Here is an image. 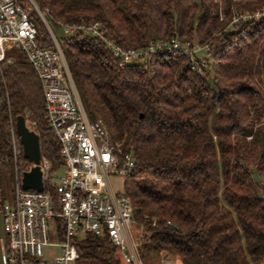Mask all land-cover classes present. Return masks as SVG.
Wrapping results in <instances>:
<instances>
[{
	"label": "trees",
	"instance_id": "obj_1",
	"mask_svg": "<svg viewBox=\"0 0 264 264\" xmlns=\"http://www.w3.org/2000/svg\"><path fill=\"white\" fill-rule=\"evenodd\" d=\"M32 1L49 27L99 23L104 39L124 50L173 37L209 47L197 75L186 56L159 53L119 67L103 39L57 38L86 116L136 164L124 194L142 231L141 259L167 253L180 264H262L264 21L232 20L264 9V0ZM29 17L39 45L52 47L38 15ZM9 59L0 68V171L13 169L10 124L28 114L56 175L63 160L41 85L25 58L3 70ZM75 246L76 264H121L107 236L87 233Z\"/></svg>",
	"mask_w": 264,
	"mask_h": 264
},
{
	"label": "built area",
	"instance_id": "obj_2",
	"mask_svg": "<svg viewBox=\"0 0 264 264\" xmlns=\"http://www.w3.org/2000/svg\"><path fill=\"white\" fill-rule=\"evenodd\" d=\"M26 2L29 7L15 0H0V68L7 46L14 44L41 85L44 119L59 144L63 164L60 174L52 175L49 162L41 156L39 167L44 190L25 191L21 186L22 173L29 171L31 165L20 168L22 148L15 127L10 124L15 183L12 203L4 204L0 200L6 242L3 264L75 263L78 259L76 242L87 233L107 236L121 264H143L139 245L131 234L135 224L132 203L125 194H116L109 181L112 175L123 180L130 178L136 164L130 154H122L118 146L112 144L100 122L88 120L56 35L33 1ZM31 10L45 25L52 47L39 45L36 28L29 17ZM261 21H264V9L235 14L232 24ZM56 26L63 37L83 32L105 40L99 23L84 26L56 22ZM105 42L111 55L119 60V67L161 53L171 58L189 57V69L197 75H203L206 69L203 58L209 47L182 44L177 37L150 42L139 50H124ZM25 120L33 129L34 123H30L27 116ZM50 221L56 228L58 243L49 241ZM142 237L141 231L140 241ZM52 248L56 253L50 251Z\"/></svg>",
	"mask_w": 264,
	"mask_h": 264
},
{
	"label": "rangeland",
	"instance_id": "obj_3",
	"mask_svg": "<svg viewBox=\"0 0 264 264\" xmlns=\"http://www.w3.org/2000/svg\"><path fill=\"white\" fill-rule=\"evenodd\" d=\"M50 28L53 30L54 34L56 35L58 39L62 38V31L58 29L57 26L50 24ZM6 54H8L11 57V59L12 58H15V59L24 58L23 54L18 50V48H16L14 44H9L7 46ZM26 116L29 117L28 114ZM88 120L92 122V120H90L89 118ZM19 165L20 167H26V166H29V162L26 159H24L23 156L21 155L19 157ZM60 172H58V174H60ZM109 181H110V185L113 191L116 194H124L125 181L121 177L112 175L109 177ZM14 183L15 182H14L13 169H2L1 168V171H0V186H1L0 200L2 203L4 204L12 203L13 196H14ZM49 234H50V237H49L50 243H58L59 239L56 234V228L54 226V223L51 221L49 222ZM131 234H132V237L134 238L135 243L139 245L140 243L139 237L141 234V228L139 227V225L133 224V227L131 229ZM50 251L53 253H56V249L54 248L50 249ZM142 262L143 264H180L177 259L168 255L167 253H160L158 255L144 257L142 258ZM70 264H76V263H70Z\"/></svg>",
	"mask_w": 264,
	"mask_h": 264
},
{
	"label": "water",
	"instance_id": "obj_4",
	"mask_svg": "<svg viewBox=\"0 0 264 264\" xmlns=\"http://www.w3.org/2000/svg\"><path fill=\"white\" fill-rule=\"evenodd\" d=\"M12 63L13 61L11 59L7 60L3 65V70H6ZM14 127L22 148V156L31 165L29 171L22 173L21 186L25 191L31 190L35 192H43L42 172L39 167L41 159L39 137L35 130L27 125L23 116H18L16 118ZM251 174L255 184H258L260 180L256 169H252ZM5 248L6 242L3 229V218L0 212V264H3Z\"/></svg>",
	"mask_w": 264,
	"mask_h": 264
}]
</instances>
